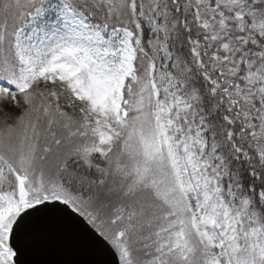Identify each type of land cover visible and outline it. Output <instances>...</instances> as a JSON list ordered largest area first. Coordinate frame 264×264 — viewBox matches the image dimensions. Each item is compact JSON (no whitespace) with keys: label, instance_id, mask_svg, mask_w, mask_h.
<instances>
[{"label":"snow or ice","instance_id":"obj_1","mask_svg":"<svg viewBox=\"0 0 264 264\" xmlns=\"http://www.w3.org/2000/svg\"><path fill=\"white\" fill-rule=\"evenodd\" d=\"M0 264H264V0H0Z\"/></svg>","mask_w":264,"mask_h":264}]
</instances>
